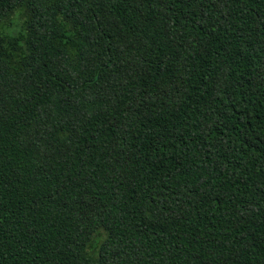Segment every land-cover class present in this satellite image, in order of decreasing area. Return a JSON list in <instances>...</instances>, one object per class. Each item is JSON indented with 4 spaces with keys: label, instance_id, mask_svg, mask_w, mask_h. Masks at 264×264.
I'll list each match as a JSON object with an SVG mask.
<instances>
[{
    "label": "trees",
    "instance_id": "trees-1",
    "mask_svg": "<svg viewBox=\"0 0 264 264\" xmlns=\"http://www.w3.org/2000/svg\"><path fill=\"white\" fill-rule=\"evenodd\" d=\"M0 264H264V0H0Z\"/></svg>",
    "mask_w": 264,
    "mask_h": 264
},
{
    "label": "clouds",
    "instance_id": "clouds-1",
    "mask_svg": "<svg viewBox=\"0 0 264 264\" xmlns=\"http://www.w3.org/2000/svg\"><path fill=\"white\" fill-rule=\"evenodd\" d=\"M10 35H11V33H10Z\"/></svg>",
    "mask_w": 264,
    "mask_h": 264
}]
</instances>
